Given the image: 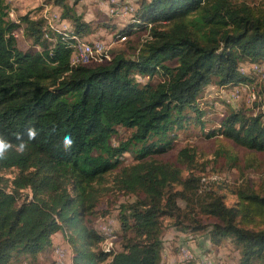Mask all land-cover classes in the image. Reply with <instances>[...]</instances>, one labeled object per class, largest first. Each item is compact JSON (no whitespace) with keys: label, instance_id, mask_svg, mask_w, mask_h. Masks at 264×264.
<instances>
[{"label":"trees","instance_id":"obj_1","mask_svg":"<svg viewBox=\"0 0 264 264\" xmlns=\"http://www.w3.org/2000/svg\"><path fill=\"white\" fill-rule=\"evenodd\" d=\"M54 4L71 21L69 32L48 31L30 14L14 21L10 5L0 0V134L16 144V134L27 141L28 128L37 130L23 154L13 149L0 159V264L37 257L59 232L73 247V264H162L166 219L184 232L207 229L217 246L231 240L240 264H264V195L243 183L229 206L224 187L215 189L217 180L209 183L199 174L206 165L194 148L182 149L175 163L155 158L193 119L189 112L201 122L198 99L206 87L253 83L240 69L264 62V6L248 0L143 1L132 30L143 26L149 36L136 58L116 55L105 65L81 66L72 62L74 44L94 33L93 25L65 0ZM23 25L41 51L17 56L15 32ZM138 76L149 80L141 83ZM156 77L161 81L153 85ZM118 128L132 133L114 146ZM65 136L75 141L70 151L62 147ZM219 136L264 154V112L230 110L208 135ZM126 153L135 161L123 166ZM7 171L15 176L6 178ZM116 194L136 200L120 207L122 248L107 252L101 249L105 237L87 224ZM206 219L214 223L208 227Z\"/></svg>","mask_w":264,"mask_h":264},{"label":"rangeland","instance_id":"obj_2","mask_svg":"<svg viewBox=\"0 0 264 264\" xmlns=\"http://www.w3.org/2000/svg\"><path fill=\"white\" fill-rule=\"evenodd\" d=\"M54 1L6 0V3L11 7L10 18L14 21H17L21 16L30 14L37 20H44L48 31L54 32L60 29L69 32L71 21L63 18V8L55 5ZM143 1L147 0H115V3L121 4V8L127 7L132 10L133 6L138 10ZM248 1L264 6V0ZM65 2L73 10V13L93 25L95 35H88L79 40L92 46L97 43L104 44V53L93 52L92 62L87 66L105 65L116 55L135 59L138 53L137 48L149 36V30L143 26L135 27L134 31L132 30L134 22H136L135 14L132 16L130 14L111 15L107 10L108 0H65ZM54 12L57 15H53ZM24 27L23 25L20 30L15 32L17 56L42 50L33 46L25 37ZM125 35L127 36L125 37ZM46 37L49 38L48 35ZM261 67L264 70V62L246 63L241 66L240 71L243 74H248L254 80L252 84L225 87V89L213 84L206 87L198 99V104L205 113L201 122L193 121L196 115L194 112H189L193 119L175 130L176 140H172L170 149L161 156H155L160 161L175 163L182 149L185 147L194 148L197 161L206 165L205 171H200L199 174L205 176L209 183L217 180L214 185L215 189H219V186L224 187L220 192L226 197L229 206H232L237 200L233 191L243 183L264 195V154L239 147L223 137L210 138L208 135L212 130H217L221 120L232 109H244L251 114L264 112V71L262 73ZM137 78L141 83H147L149 80L147 77L138 76ZM150 81L156 85L161 80L156 77ZM131 133V130L118 128V133L111 140L112 145H119L121 141L128 139ZM134 161L135 155L126 153L122 158V165H131ZM3 175L12 179L15 172L7 171ZM187 175L188 172L185 170L184 177ZM135 200L136 196L133 195L116 194V196L112 195L106 198L100 204L99 215L87 226L105 237L101 244L102 250L110 252L122 248L123 231L119 221L120 207ZM180 205L185 208L183 202H180ZM205 222L204 224L208 227L214 223L211 219H206ZM173 224L174 222L171 220L164 221L162 264H202V259H205V264H240L241 252L231 240H224L221 245L217 246L210 240L207 229L194 231L192 230L194 227L190 226L184 232ZM186 250L190 253L191 260H187ZM73 256V247L68 241L66 233L59 232L53 236L52 246L45 252L35 258L28 255L22 256L19 259H14L13 264H73Z\"/></svg>","mask_w":264,"mask_h":264},{"label":"clouds","instance_id":"obj_3","mask_svg":"<svg viewBox=\"0 0 264 264\" xmlns=\"http://www.w3.org/2000/svg\"><path fill=\"white\" fill-rule=\"evenodd\" d=\"M37 136V130L35 128H28L27 130V141L20 134H16V144H13L8 139H6L2 134H0V159H5L7 154L11 150H15L17 153L23 154L28 148V141H32ZM75 141L71 136H65L63 138L62 147L65 151H70L74 145Z\"/></svg>","mask_w":264,"mask_h":264},{"label":"bare ground","instance_id":"obj_4","mask_svg":"<svg viewBox=\"0 0 264 264\" xmlns=\"http://www.w3.org/2000/svg\"><path fill=\"white\" fill-rule=\"evenodd\" d=\"M121 9L123 11V16L132 14V10L127 7H123ZM86 46L88 47V52L86 50ZM103 50H104V44L97 43L92 46L88 44L87 42H84L83 40L78 39L76 43L74 44V48H73L74 56H72L73 57L72 62L75 65L87 66V64L92 62V53L97 52L101 54ZM187 258H188V251H187Z\"/></svg>","mask_w":264,"mask_h":264},{"label":"built area","instance_id":"obj_5","mask_svg":"<svg viewBox=\"0 0 264 264\" xmlns=\"http://www.w3.org/2000/svg\"><path fill=\"white\" fill-rule=\"evenodd\" d=\"M108 6H109V13L111 14V15H115V16H123V11H122V9H121V4H119V3H115V1H113V0H108ZM134 14H136V8H134L133 6H132V14H130V16H132V15H134ZM53 15H57V14H55V12L53 13ZM60 18V17H59ZM61 22H64V20L62 21L61 20ZM66 24V23H65ZM86 50H87V52H88V47L86 46ZM262 68V73H263V67H261ZM253 69V68H252ZM244 73H245V69H244ZM224 92V91H223ZM109 231V230H108ZM63 256V255H62ZM187 260H191V256H190V253L188 252V258H187ZM202 264H205V259H202Z\"/></svg>","mask_w":264,"mask_h":264},{"label":"crops","instance_id":"obj_6","mask_svg":"<svg viewBox=\"0 0 264 264\" xmlns=\"http://www.w3.org/2000/svg\"><path fill=\"white\" fill-rule=\"evenodd\" d=\"M107 10H109V6L107 5ZM91 11V10H90ZM88 22V21H87ZM91 23V22H90ZM96 33V32H95ZM93 35H95L94 33H92ZM92 34H87V35H84V38H86L85 36H88V35H92ZM102 44V43H101Z\"/></svg>","mask_w":264,"mask_h":264}]
</instances>
